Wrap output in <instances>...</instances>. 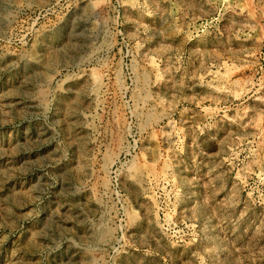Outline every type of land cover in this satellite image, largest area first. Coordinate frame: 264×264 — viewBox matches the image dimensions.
Segmentation results:
<instances>
[{
	"label": "rangeland",
	"instance_id": "rangeland-1",
	"mask_svg": "<svg viewBox=\"0 0 264 264\" xmlns=\"http://www.w3.org/2000/svg\"><path fill=\"white\" fill-rule=\"evenodd\" d=\"M0 264H264V0H0Z\"/></svg>",
	"mask_w": 264,
	"mask_h": 264
}]
</instances>
